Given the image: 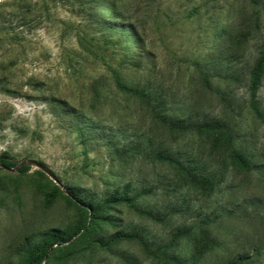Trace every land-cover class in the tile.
<instances>
[{"label": "rangeland", "instance_id": "374dc122", "mask_svg": "<svg viewBox=\"0 0 264 264\" xmlns=\"http://www.w3.org/2000/svg\"><path fill=\"white\" fill-rule=\"evenodd\" d=\"M223 29L257 37L239 82L212 60ZM260 36L264 0H0V156L37 160L59 180L34 166L25 175L0 166V264H24L29 244L53 229L71 237L43 264H164L158 248L184 227L202 228L210 244L198 257L197 231L168 249L188 264H264V86L252 99L246 75ZM116 76L146 86L175 115L231 122L235 147L255 169L231 166L230 150L206 135L165 128ZM159 146L209 170L223 161L226 179L211 195L196 192L153 158ZM145 186L154 191L137 206L161 221L119 203L88 229L67 189L105 200ZM135 229L149 249L134 239L97 243Z\"/></svg>", "mask_w": 264, "mask_h": 264}, {"label": "trees", "instance_id": "16d2710c", "mask_svg": "<svg viewBox=\"0 0 264 264\" xmlns=\"http://www.w3.org/2000/svg\"><path fill=\"white\" fill-rule=\"evenodd\" d=\"M115 15H117L115 17H120L119 14ZM221 34L227 38L223 44V48L215 54L212 60L214 61V65H219L228 70L226 74L228 80L239 82L242 78L239 65L247 55V50L249 48L247 45L252 39L257 37H253L255 32H246L242 30H239L235 36H232V32L228 29H223ZM260 37L261 45L253 57L252 66L246 74L248 77L247 88L252 99L257 97L258 92L264 86V36ZM116 83L119 89L129 92L138 98L142 104L149 109L153 118L168 130L180 134L198 133L206 135L212 139L214 146L218 148L225 146L230 150L231 166L244 172H251L255 169L256 166L244 152L235 147L237 132L232 127L231 122L220 118L209 119L175 115L167 111L168 107L166 102H155L153 92L147 89L146 86H129L122 83L119 76H116ZM67 115L73 117L71 113ZM257 115L260 119L264 120V111H257ZM127 151L131 152L132 149L129 148ZM151 153L155 160L171 166L176 171V175H178L183 185L191 187L196 192L204 195H211L214 193L217 186L226 179V175L229 171V165L223 161H221L220 168L209 170L206 164H199L195 160L187 159L185 156L180 155L179 152L171 151L168 148L160 146L153 149ZM3 164L7 169L18 168L17 171L21 175H25L31 169V166H19L20 162L12 160L10 156L8 160H3ZM67 189L69 197L88 214L86 220L87 224H85L86 226L83 225L85 229L96 226L105 214L106 209L119 203H125L149 218L162 220L161 213L155 212L154 210L138 208L137 206L138 196L152 194L154 191L152 187L145 186L139 188V191L137 188L133 191L126 190L123 192L114 190L109 193L105 200H98L90 195L76 192L72 188ZM135 191H137V194H132ZM197 231H201V238L196 255L201 257L210 244L206 238L205 230L202 228L197 229V227L178 228L174 232L169 245L158 248L156 254H160L161 258L164 260V264H188L186 259L176 253L168 252V249L174 248L176 245L175 243L182 237L191 236ZM70 237L68 232L62 229H53L49 233L44 234L38 241L29 244L24 264H43L48 257H53V246L56 243L68 241ZM131 239L138 240L145 248L149 249L143 231L138 229L117 232L108 240L103 238L98 239L97 243L102 247H108L118 241ZM129 264L133 263L129 262ZM231 264H254V260L249 257L239 258L236 262Z\"/></svg>", "mask_w": 264, "mask_h": 264}, {"label": "water", "instance_id": "95a60500", "mask_svg": "<svg viewBox=\"0 0 264 264\" xmlns=\"http://www.w3.org/2000/svg\"><path fill=\"white\" fill-rule=\"evenodd\" d=\"M9 156L8 155H2L0 156V166L1 167H5V165L3 164V160H8ZM19 166H34L40 170H42L43 172H45L46 174H48L51 178H53L57 183H59V180L57 178V176L54 174V172L45 164L37 161V160H33V159H28L22 163H20ZM18 168L13 169L14 171H17Z\"/></svg>", "mask_w": 264, "mask_h": 264}]
</instances>
